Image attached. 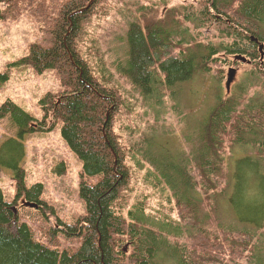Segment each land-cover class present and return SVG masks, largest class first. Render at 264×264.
Wrapping results in <instances>:
<instances>
[{"label":"trees","instance_id":"16d2710c","mask_svg":"<svg viewBox=\"0 0 264 264\" xmlns=\"http://www.w3.org/2000/svg\"><path fill=\"white\" fill-rule=\"evenodd\" d=\"M35 1L38 0H0V5L6 6L0 9L1 23L17 22L30 14L36 23L47 28L51 40L43 43L49 47L32 45L28 55L12 66L30 67L41 74L57 71L65 89L63 94H58V102H55L56 97L46 96L39 105L43 108L48 105L53 119L61 123L60 135L81 163L82 174L99 179L95 184L85 180L80 182L79 197L85 205V215L73 224L65 225V233L75 235L74 232H78L75 251L59 252L39 243L29 226L18 223L14 211L20 198L24 204L35 205L33 208L43 205L42 185L27 187L25 184L23 139L37 128L39 132L48 128L14 103L6 101L2 104L0 122L8 119L15 127V134L0 142V170L14 171L16 197L13 204L7 203L0 191V264H224L225 256L230 258V264L242 261L244 253L249 252L254 233L226 230L218 217L220 206L216 208V204L231 187L232 178V188L242 191L247 186L244 174L247 172L243 171L255 173V169L258 170L257 158L235 159L238 147H251L264 167V100L258 104L252 100L241 110L243 103L234 101L230 91L216 92L213 104L205 109L201 107L195 130L188 123L181 129L177 149H172L168 139L159 135L157 127L164 113V92L179 107L184 86L196 74L201 76L199 71L203 70L204 64L210 62L211 66L220 54L241 57L256 66L244 73L231 90L245 96L248 88L256 87L253 79L261 80L264 86V0H208V3L194 0L199 4L197 8L190 12L179 9L183 12L178 38L163 27L164 18L156 22L157 25H146L145 22L151 17V12L146 10L164 7L167 0H158L152 5L148 4L150 0H122L115 14L126 21L127 56L113 69L132 86L138 104L152 111L153 124L158 123L144 137L132 140L130 148L120 143L121 137L114 131L117 121L108 114L116 116L124 109L128 112L129 105L105 86L106 83L111 85L110 79L98 78L97 73L104 75L107 70L101 65L98 72L92 70L74 47L77 35L80 43L83 40V21L86 20L81 14L83 11L77 10L80 5L71 4L73 7L67 11V14L73 13L69 24L70 18L64 16L66 9H62L57 20L50 21L38 14ZM92 1L84 0L83 3L91 8ZM47 8L55 14L53 8ZM79 18L81 22H78ZM209 26H214L219 34L215 38L220 40L218 43L209 42L204 46L192 44L187 38L188 29L202 30ZM251 36L262 45L261 62L260 52L255 51L257 46L252 45ZM172 50H178V54L184 56H174ZM8 79L7 74H0V86ZM244 84L249 86L244 89ZM170 129L173 136H178L173 128ZM230 161L234 169L223 172ZM130 164L138 170H143L144 165L149 166L142 181L148 186H165L171 194L168 193L172 202L169 210H175L179 220L171 216L158 218L140 202L131 208L126 203L119 204L121 191L132 179ZM262 177L264 179V172ZM234 178H237L236 184ZM250 178L256 180L257 176ZM223 180L227 185L221 190ZM249 197L253 200L258 196L250 194ZM261 198L264 203V196ZM252 200H244L243 208L233 207L238 212L253 211L256 215L264 212V205L257 206L255 204L260 201ZM212 210L215 211L210 219H203ZM13 219L17 222L14 233L9 229ZM249 221L255 224V230L262 228L259 227L261 219L250 218ZM126 245L128 248L124 253Z\"/></svg>","mask_w":264,"mask_h":264},{"label":"rangeland","instance_id":"374dc122","mask_svg":"<svg viewBox=\"0 0 264 264\" xmlns=\"http://www.w3.org/2000/svg\"><path fill=\"white\" fill-rule=\"evenodd\" d=\"M83 2L84 0L81 2L77 0H38L34 2V5L37 8L38 14L50 21L57 20L58 15L62 13V9H66L64 16L70 18L69 24L72 22L71 17L73 13L67 14V11L73 7L71 4L80 5L81 8L77 10L83 11L81 14L86 20L83 21V40L80 43L78 40L79 35H77L74 47L81 57L87 61L92 70L98 72L100 65L107 70L104 75L97 73L98 78L103 80L110 79L111 85L106 83L105 86L112 89L121 102H126L129 105L128 112L124 109V112H118L116 116L107 111L106 113L113 115L117 121L114 131L120 135V143L130 148L132 140H137L141 136L144 137L151 131L152 126H158V123L153 124L152 111H149L146 106L138 104V97L132 86L123 78L122 74L113 69V67L123 63L127 56L124 42L126 21L121 16L115 14V11L120 9L122 0H93L90 2V4L94 3L91 8L87 7V5L85 6ZM60 3H63V6ZM67 3L68 5H66ZM156 3H158V0H150L148 4L152 5ZM131 4L130 11L133 12ZM46 5L53 8L55 14L51 13ZM198 6V2L194 0H167L164 7L146 10L151 12V17L150 19L146 18L145 22L146 25H157L156 22L162 21L164 18L163 27L169 29L170 33L178 38V34L180 33L178 30L179 20L181 19L180 14L183 12L179 9L190 12L192 8H197ZM5 8V5H0V9ZM81 21L82 19L79 18L78 22ZM214 22L217 23V21ZM140 23L143 25L142 21ZM70 26L68 29H70ZM70 32L72 34V31ZM70 32L68 31V33ZM218 36L219 34L216 33L214 26H209L202 30L188 29L187 31V38L192 44L197 43L204 46H208L209 42L218 43L220 40H215ZM251 39L253 44L250 43L257 46L255 51L260 52L262 45L256 43L255 38L252 37ZM50 41L47 35V28L44 25L36 23V20L30 14H25L17 22H0V74H7L9 78L7 82L0 86V106L6 101H10L48 128L44 132H39V128H37L33 134L24 135L25 156L22 166L26 176L25 184L27 187L34 184L42 185L41 201L43 205L39 208L27 207L23 203V199L20 198L17 205H15L14 211L15 216L18 218V223H25L29 226L32 229L34 239L44 246L58 250L59 252L66 251L72 253L77 248L78 232H74L75 235L65 233V225L73 224L75 220H79L85 215V205L79 197L80 182L85 180L88 184H95L99 178H88L82 174L81 163L69 151L60 135L61 123L53 119L48 105H45L44 108L39 105V101L46 96L56 97L55 102H58L60 99V97L58 98V94L60 92V95L63 94L65 89L61 85L60 77L56 73L57 71H44L41 74L30 67L12 66L13 63L28 55L32 45L37 44L49 47L43 43H50ZM240 45L242 46L241 43ZM178 52V50H172L174 56H180ZM261 54V52L260 55L258 54V57L260 56L259 62L262 60ZM183 56L184 54L182 53L180 57ZM100 59L103 62H98ZM243 61L235 63L233 57H224L223 54H220L217 57V61H213L211 66L210 62L204 64L203 70L199 72H202V74L207 73L201 74V76L196 74L195 79L193 78L192 81L184 86L185 91L181 94L183 101L179 107L176 106L177 102L168 98L167 93L164 92L166 94L165 105L162 110L164 113L161 114L163 116L162 121L157 129L160 136L168 139L172 149H177L176 143H180L179 135L184 125L188 123L189 127L195 130L196 119L202 113L200 111L201 107L205 109L207 106L212 105L216 92L226 91L225 84L231 74L230 71L234 72L231 83L233 87L234 84L239 82L244 73L256 67L252 64L253 62H247L245 59ZM209 67L210 69L208 70ZM262 79L264 81V76ZM253 80L256 87L250 90L248 88V94L245 96L240 95L239 92H234V89H230L231 98H234V101L235 99L238 102L241 101V105L243 103V106L240 108L241 110L250 105L249 102L252 100L256 104L264 100V86H262L261 80ZM245 83H247V80ZM246 86L249 85L244 84V89ZM253 114L255 112H252ZM125 128H129V130L125 131ZM170 128H173L175 134L178 136H173V131ZM14 134L15 127L13 128L12 123L8 119L2 120L0 122V142L4 138L13 137ZM244 145L247 144L245 143ZM237 158L240 160L257 158L258 170L254 168L255 173L247 169L243 171V173L247 172L244 173L247 186L242 191L232 188V178L231 187L226 189L225 195L222 194L223 199L216 204V208L220 206L218 217L228 231L237 230L244 233H254V238L250 239L251 247L248 248L249 252L244 253V259L238 261L237 264H264V212L258 215L253 211L249 212L251 214L243 211V214L238 215H234L233 211L230 212L231 207L235 208L233 205H239L240 208H243L244 200H252L249 197L250 194L258 196L252 200L255 202L260 201L255 205H264L261 198L264 196L263 163L256 157L253 149L247 146L238 147V152L235 154V159ZM232 162L230 161V164ZM230 164L223 172H226L228 169H234L233 163L231 166ZM148 167L144 165L143 170L131 167L132 179L127 185L128 187H124L121 191L119 204L123 206L126 203L131 208L136 202H140L144 207L155 213L158 218L171 216L179 220V214L175 210H169L172 202L169 199L170 192L167 191L165 186H148L144 183V180L142 181ZM150 169L153 170V168ZM253 175L257 176L256 180L250 178ZM236 180L237 178H234L235 184ZM254 182H256L255 187L253 185ZM222 183L221 190L226 187L227 181L223 180ZM250 183L251 185H249ZM0 191L6 202L13 204L16 197L13 170L8 168L0 170ZM232 193L234 196L231 197ZM214 211L212 210V212L205 214L203 219H210ZM238 217L243 221H238ZM250 218L255 220L261 219V222H258H260L259 227L262 226V228L255 230L253 228L255 224L249 221ZM16 225L17 222L13 219L9 225L12 233L16 231ZM242 238L244 237L241 236ZM125 248L127 252L128 246ZM224 264H230L229 257L225 256Z\"/></svg>","mask_w":264,"mask_h":264},{"label":"water","instance_id":"95a60500","mask_svg":"<svg viewBox=\"0 0 264 264\" xmlns=\"http://www.w3.org/2000/svg\"><path fill=\"white\" fill-rule=\"evenodd\" d=\"M262 49V48H261ZM236 60H239V61H241V62H244L243 61V59H241L240 57H236ZM230 76L228 77V79H227V82H226V84H225V86H226V89L228 90L229 89V87H230V84L232 83V81H233V76H234V72L233 71H230ZM26 206H28V207H35V205H32V204H25ZM124 252H126V248H125V250H124Z\"/></svg>","mask_w":264,"mask_h":264},{"label":"bare ground","instance_id":"6f19581e","mask_svg":"<svg viewBox=\"0 0 264 264\" xmlns=\"http://www.w3.org/2000/svg\"><path fill=\"white\" fill-rule=\"evenodd\" d=\"M205 3H208V0H205ZM208 21H209V19H208ZM230 87H232L231 84H230ZM230 87H229L228 90L226 89V92H227V93L230 91V89H231ZM225 88H226V86H225ZM231 211L234 212V215H235V214H237V215H238V214H243V212H238V211L235 210V208H232V207H231V209H230V212H231ZM237 219H238V221H239V220H242V219H240L239 217H238Z\"/></svg>","mask_w":264,"mask_h":264}]
</instances>
